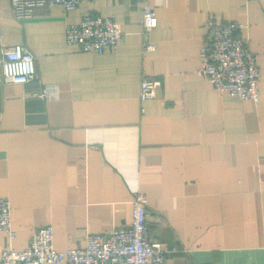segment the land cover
<instances>
[{
    "label": "crops",
    "instance_id": "1",
    "mask_svg": "<svg viewBox=\"0 0 264 264\" xmlns=\"http://www.w3.org/2000/svg\"><path fill=\"white\" fill-rule=\"evenodd\" d=\"M145 1L40 6L16 20L0 0L2 39L26 45L38 72L0 82V197L16 230H0V254L47 224L56 250L85 246L88 233L131 225L143 191L163 264H264V0H148L154 50L143 47ZM88 12L120 23L117 50L69 44L68 25ZM210 15L247 24L238 33L257 55L259 101L198 73ZM143 72L162 81L155 98H140Z\"/></svg>",
    "mask_w": 264,
    "mask_h": 264
},
{
    "label": "built area",
    "instance_id": "2",
    "mask_svg": "<svg viewBox=\"0 0 264 264\" xmlns=\"http://www.w3.org/2000/svg\"><path fill=\"white\" fill-rule=\"evenodd\" d=\"M84 0H11L15 19L26 20L34 15L40 6L62 5L66 10L77 8ZM112 1V0H110ZM207 36L200 48L198 73L207 77L221 92L259 101L260 66L257 55L250 49L248 38L239 35L238 29L247 24L241 21H219L209 16L204 22ZM143 47L154 50L150 33L158 25L156 11L150 1L143 5ZM122 28L111 16L85 13L78 23L67 27L66 37L71 45L82 51L103 54L107 49L117 50ZM0 31V82L26 83L38 76L36 56L22 43L10 44L3 39ZM162 81L141 75L140 98H155ZM47 90L40 91L46 96ZM148 196L137 192L133 198L131 225L117 228L108 235L88 233L86 245L71 249L56 250L54 227L47 224L35 231L31 243L16 250L6 248L0 254V264H163L166 256L162 241L149 234L147 212ZM0 230L16 236L12 226V202L9 197H0Z\"/></svg>",
    "mask_w": 264,
    "mask_h": 264
}]
</instances>
